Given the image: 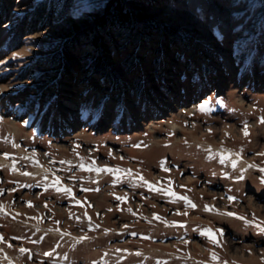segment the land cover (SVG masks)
Masks as SVG:
<instances>
[{
  "label": "rangeland",
  "instance_id": "1",
  "mask_svg": "<svg viewBox=\"0 0 264 264\" xmlns=\"http://www.w3.org/2000/svg\"><path fill=\"white\" fill-rule=\"evenodd\" d=\"M156 138L178 153L143 154ZM44 153L66 183L85 168L71 192L17 175ZM0 158V264H264V0H0ZM158 161L195 207L151 196ZM74 197L96 223L51 218Z\"/></svg>",
  "mask_w": 264,
  "mask_h": 264
},
{
  "label": "bare ground",
  "instance_id": "2",
  "mask_svg": "<svg viewBox=\"0 0 264 264\" xmlns=\"http://www.w3.org/2000/svg\"><path fill=\"white\" fill-rule=\"evenodd\" d=\"M64 126V125H63ZM62 126V127H63ZM171 128H172V130H175V131H179V130H181L182 129V126L180 125V124H178V123H176V122H172L171 123ZM14 130H16V133H18V129L17 128H13ZM58 129L59 128H55V130L56 131H58ZM60 129H62V128H60ZM59 129V130H60ZM67 134V133H66ZM172 134V133H171ZM208 137L210 136V135H207ZM66 137V136H65ZM212 137V136H211ZM168 138H170V137H168ZM189 139V138H188ZM193 140H195L196 139V136H193V138H192ZM210 139V138H209ZM147 140V139H146ZM177 140V139H176ZM191 140V139H190ZM189 140V141H190ZM197 140V139H196ZM97 141H101V140H99V139H97ZM167 141H169V140H159L158 138H156V139H152L151 141H148V145L150 146V148H149V150H144V151H142V153L143 154H145L144 152H146V153H152L154 150V152L156 153V149L158 148L159 150H160V148H161V150L163 149V148H167L168 150H169V152H171V151H173L177 146H179V145H176V142H173L172 144H170V145H168V146H164L163 144L165 143V142H167ZM172 141V140H171ZM182 141V140H181ZM51 142V141H50ZM188 144H189V142H187ZM215 143V142H214ZM183 145L185 144V142H183L182 143ZM211 144V143H210ZM187 145V144H186ZM204 145V144H203ZM158 146H160V148L158 147ZM185 146V145H184ZM184 146H183V148H184ZM210 146H213V144L212 145H210ZM195 147V145H192V147H189V148H194ZM197 147V146H196ZM218 147H220V148H222L223 147V149H222V153H223V155H222V157H227L228 159V161H229V163H231V162H233V164L235 165H237L238 166V168H242V170H245L246 171V176L249 178L250 176H251V169L253 168V167H255V165H251V164H249V162H247V160L241 155V153L239 152V151H236V150H234V149H231V148H224V143H221L220 144V146H218ZM230 147V146H229ZM234 147V146H233ZM178 148V147H177ZM185 148H187V146L185 147ZM157 149V150H158ZM210 149V148H209ZM218 149V148H217ZM178 150V149H177ZM221 150V149H220ZM174 151H176V150H174ZM183 151V150H182ZM194 151H196V150H194ZM194 151H188V150H186V153H187V155H189L188 153H190V154H193V152ZM93 152H95V151H93ZM158 152V151H157ZM168 152V151H167ZM177 152V151H176ZM199 152V151H198ZM209 151H207V150H205V151H203L202 153H203V155L204 154H207ZM159 153V152H158ZM157 153V154H158ZM175 153V152H174ZM178 153V152H177ZM177 153H175V154H177ZM45 154V153H44ZM87 154L88 155H90V154H93V153H88L87 152ZM170 154V153H169ZM172 155V154H171ZM201 155V154H200ZM225 155V156H224ZM148 156V155H147ZM155 156V155H154ZM153 156V157H154ZM173 156V155H172ZM175 156V155H174ZM180 156H181V153H180ZM183 156V155H182ZM24 157H27L28 158V155H25ZM32 159H34L32 156H30ZM152 157V156H151ZM156 157V156H155ZM187 157V156H186ZM157 158V160L159 159L158 157H156ZM180 158V157H179ZM122 159V158H121ZM144 159V158H143ZM146 159V158H145ZM152 159H154V158H152ZM190 159V158H189ZM0 160H1V158H0ZM35 160V159H34ZM116 160V161H115ZM156 160V159H155ZM3 161L4 160H2L1 162L3 163ZM40 161L41 162H46V164H49V165H43L42 164V166H40L38 169H36L35 170V172H33L32 174H30V176H29V174H25V173H21V171L18 169V173H17V175L18 176H23V177H31V178H35L36 180H39V179H45V180H47L48 181V179H50L46 184H45V186H43L45 189H49V187L51 186V185H55V188L56 189H66V190H70V191H68V192H71V190L72 189H74V187H75V185H74V183H73V181H75L74 179H76V178H79L80 177V175H84V173H83V169H85V168H83V167H81V166H78V171L77 172H75V173H73L70 177H69V180L71 181V183H66V182H64L65 180H64V176L67 174L66 172H64V174H62V175H57L56 173L57 172H60L59 171V168L57 169V170H55V169H53V171H51L50 169H51V166H54V160H53V158L50 160V158H48V160H47V154H45L44 156H42V160L40 159ZM114 161L115 162H112L111 161V164H113V166L110 168L111 170H114V169H122L121 168V166L119 165V162H120V160H119V157L118 156H116V157H114ZM142 161H144V163H140L141 165H142V167H140L141 169H143L144 170V168H146V167H148L149 166V164H151L152 162L150 161V163H149V161L147 162V161H145V160H142ZM183 161H185V160H183ZM197 161V160H196ZM225 161V160H224ZM145 162H147L146 164H145ZM218 162V161H217ZM217 162H215L214 161V163L216 164ZM77 163L78 164H83L82 163V159H77ZM154 163H156V162H154ZM178 163H180V162H175V164H177L178 165ZM191 163V162H190ZM160 163H159V161L157 162V165H159ZM232 164V165H233ZM176 165V166H177ZM193 165H194V162H193ZM196 165V164H195ZM194 165V166H195ZM198 165H200V164H198ZM50 166V167H49ZM92 166V165H91ZM160 166L161 167H163V171L161 172V177H163L164 178V181H158V180H154L155 182H152V180H150V176L148 177L149 179H148V181L150 182L149 184V186H151L153 189H151V188H149V190H151L150 191V194H151V196L152 197H165V198H167L169 201H172V202H182V204L183 205H185V206H187V207H190L191 205H194L193 204V202H196V201H192V198L190 199V196H187V198H185V193H183V192H181L182 190H179L178 188V190H174L175 191V194H173V191H172V189H170V188H173L174 187V184H175V178H173L172 177V175L173 174H175V173H177L178 171H177V169L176 168H174V169H172V170H170V169H168V168H166L164 165H161L160 164ZM136 168V170L137 169H139L137 166H133V168ZM185 167V166H184ZM228 167V166H227ZM53 168V167H52ZM95 168H99V167H95ZM129 168V170H133L132 168H130V166H126L125 167V169H128ZM15 169H17L16 167H15ZM227 169V168H226ZM80 170H81V172H80ZM239 170V169H238ZM137 172V171H136ZM220 172V171H219ZM223 173V172H222ZM150 174V173H149ZM147 175V174H146ZM151 175V174H150ZM224 175H225V177H226V173H224ZM115 176V175H114ZM99 178H100V181L102 182L104 179H107L108 178V176L106 175V174H101V175H99L98 176ZM147 177V176H146ZM246 177V178H247ZM119 178H121V177H117V179L119 180ZM145 178V177H144ZM220 178H221V176H220ZM81 179H82V182H81V184H84L83 183V181H85L84 179L85 178H83V177H81ZM222 179V178H221ZM59 180V181H58ZM188 180V179H187ZM191 180V179H190ZM227 180V179H226ZM193 181V180H192ZM246 181H247V179H246ZM141 182H142V180H141ZM59 183V184H58ZM145 183V182H144ZM148 183V182H147ZM191 183V182H190ZM143 184V183H142ZM141 184V185H142ZM148 186V187H149ZM181 186V185H180ZM183 186V185H182ZM184 186H186V185H184ZM100 186H97V188H99ZM188 186H186V189H189V187L191 188V186H189L188 188H187ZM101 188V187H100ZM142 188V187H141ZM193 188V187H192ZM191 188V189H192ZM146 189V188H145ZM108 190V192H110V193H107V191L106 190H102V192L104 193V192H106V196H108L109 198H112V197H119V204L116 206V207H111V208H109V209H106V212L105 213H102V214H100V212L99 211H97V214H98V216L100 215V216H102V218L103 219H106L107 217H108V215L109 214H114L116 211H123V208H122V205H123V201H125V199L127 198V197H129L128 195L126 196L125 194H119V193H115L114 192V189H113V187L112 188H110V189H107ZM146 190H148V188L146 189ZM145 190V191H146ZM190 190V189H189ZM101 192V193H102ZM171 192V194H173V195H169V193ZM193 192H195V191H193ZM191 193V192H190ZM194 194V193H193ZM198 193L196 192V194H194V195H197ZM201 194V193H200ZM39 195V194H38ZM37 195V196H38ZM118 195V196H117ZM191 195V194H190ZM201 195H204V194H201ZM150 196V197H151ZM193 196V195H192ZM205 196V195H204ZM99 197V199L97 200V201H95L96 203L95 204H99V202H101L102 200H105V198H104V196L103 195H99L98 196ZM197 197V196H196ZM74 199H76L75 201H73L72 203H70L73 207L74 206H83V208L82 209H84V207L86 208V210L84 211V212H89V210H87V208L89 207V202H88V204H87V200L86 199H83V198H81V199H77V198H75L74 197ZM78 200V201H77ZM189 201L191 202V204L189 203ZM206 203V202H205ZM46 203H44V205H45ZM70 204H69V206H70ZM43 205V204H42ZM41 205V206H42ZM98 206V205H97ZM151 206H153V204H151ZM170 206V205H169ZM45 207V206H44ZM171 207V206H170ZM60 208V207H59ZM100 208V207H99ZM41 209H42V207H41ZM64 209H66V208H64ZM157 209H158V207H157ZM73 210H77L75 207L73 208V209H71V210H64L63 212H61V209H58V211H51L50 213H51V218L53 219V220H55L57 217H61V218H63V217H65L66 218V220H68V218H73V215H75L76 213H78V212H73ZM204 209L203 208H201V211H203ZM46 211V210H45ZM142 209L140 208V207H137V211L136 212H133V215H139V214H141L142 215ZM154 211H156L157 213L160 211V210H154ZM199 211H200V209H199ZM190 212V211H189ZM188 212V213H189ZM82 214H84L83 212H81ZM28 214H30V213H28ZM87 215H89V218L90 219H94V218H96L95 217V215L94 214H92V213H88ZM188 215V214H187ZM176 216H179L178 214L176 215ZM182 217V216H181ZM88 218V220L90 221V219ZM179 218V217H178ZM78 220V219H77ZM51 221V220H50ZM72 221V220H71ZM88 221V222H89ZM93 221H95L94 223H96V220H93ZM106 221V220H105ZM54 222V221H53ZM56 222V221H55ZM82 225V224H81ZM95 225H98V224H95ZM77 226H78V224H77ZM80 226V225H79ZM94 226V225H93ZM67 228V227H66ZM172 230V229H171ZM179 231L178 232H182L181 231V229H178ZM40 231V230H39ZM156 231V230H155ZM158 231V230H157ZM177 232V233H178ZM157 233V232H156ZM158 233H160V232H158ZM55 235H56V233H55ZM175 248H177L176 246H175ZM195 250V249H194ZM173 253H175V255H177V253L176 252H173ZM167 256H171L170 254L169 255H167ZM177 260H180V258L179 257H177Z\"/></svg>",
  "mask_w": 264,
  "mask_h": 264
},
{
  "label": "trees",
  "instance_id": "3",
  "mask_svg": "<svg viewBox=\"0 0 264 264\" xmlns=\"http://www.w3.org/2000/svg\"><path fill=\"white\" fill-rule=\"evenodd\" d=\"M116 11L120 15V19H126L127 18V14H124L125 9L123 8V6H119L118 8H116Z\"/></svg>",
  "mask_w": 264,
  "mask_h": 264
},
{
  "label": "snow or ice",
  "instance_id": "4",
  "mask_svg": "<svg viewBox=\"0 0 264 264\" xmlns=\"http://www.w3.org/2000/svg\"><path fill=\"white\" fill-rule=\"evenodd\" d=\"M201 107V110L203 111V110H205V106L204 105H201L200 106ZM245 134L247 135L248 133H247V131H245ZM189 203L191 204V202L189 201ZM192 207H195V205H191ZM210 210V209H209ZM229 215H234V214H232V213H229ZM240 219H244L243 217H240ZM206 234H208V235H212V233L209 231L208 233H206ZM213 239H215V236L213 235Z\"/></svg>",
  "mask_w": 264,
  "mask_h": 264
}]
</instances>
